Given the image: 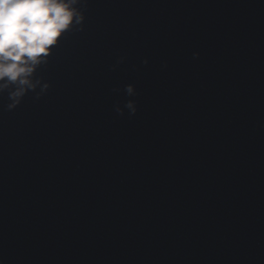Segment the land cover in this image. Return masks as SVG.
<instances>
[{
    "label": "water",
    "instance_id": "obj_1",
    "mask_svg": "<svg viewBox=\"0 0 264 264\" xmlns=\"http://www.w3.org/2000/svg\"><path fill=\"white\" fill-rule=\"evenodd\" d=\"M86 16L37 73L46 94L0 96V260L264 264V0Z\"/></svg>",
    "mask_w": 264,
    "mask_h": 264
},
{
    "label": "clouds",
    "instance_id": "obj_2",
    "mask_svg": "<svg viewBox=\"0 0 264 264\" xmlns=\"http://www.w3.org/2000/svg\"><path fill=\"white\" fill-rule=\"evenodd\" d=\"M88 4L89 0H0V96L7 94L8 111L17 109L30 92L39 99L52 87L37 73L69 34L84 31ZM123 62L121 57L118 63ZM124 92L134 97L136 86L129 83ZM125 108L135 115L137 101L117 104L115 111L123 115Z\"/></svg>",
    "mask_w": 264,
    "mask_h": 264
}]
</instances>
